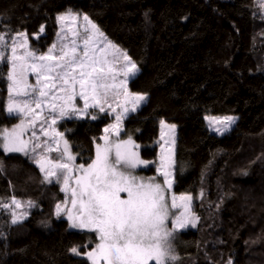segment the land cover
Masks as SVG:
<instances>
[{"label": "trees", "instance_id": "trees-1", "mask_svg": "<svg viewBox=\"0 0 264 264\" xmlns=\"http://www.w3.org/2000/svg\"><path fill=\"white\" fill-rule=\"evenodd\" d=\"M69 11L87 15L139 70L128 89L146 94V100L124 118L121 136L134 139L141 158L156 160L162 120L177 126L173 190L192 196V213L199 219L195 227L178 232L174 250L179 259L173 264H264L261 3L0 0V35L9 42L24 32L31 49L45 52L55 39L57 16ZM8 72V60L0 61V131L19 118L5 109ZM206 115H236L237 121L218 135L207 128ZM48 119H43L45 127ZM108 121L105 115L61 123L78 164L93 160ZM37 160L31 150L26 155L0 147V264H89L70 249L83 254L97 237L69 229L68 193L45 180ZM13 198L27 214L17 224L11 223L12 212L20 214ZM58 204L64 209L59 216Z\"/></svg>", "mask_w": 264, "mask_h": 264}, {"label": "snow or ice", "instance_id": "snow-or-ice-1", "mask_svg": "<svg viewBox=\"0 0 264 264\" xmlns=\"http://www.w3.org/2000/svg\"><path fill=\"white\" fill-rule=\"evenodd\" d=\"M258 2L261 3V7H264V2L261 0ZM67 15L71 16L73 21L77 19L71 11ZM65 19V15L58 17L60 21ZM83 21L86 25L83 33L85 36L91 30L103 37V33L99 32L97 26L92 23L87 15L83 16ZM40 31L43 32V27ZM77 34V32H73V35ZM17 35L24 40L23 43L19 44V47L25 49L24 55H17L16 43H13L11 47V57H5L0 52V61L11 60V71L8 75V79L11 81L7 108L9 113L19 112L25 116L28 113H34L35 118L31 121L32 125L37 119H40L39 113H35L34 109L30 107L28 99L23 101V106L16 101L15 97L21 95L32 98L36 109L41 111L44 102L51 99L53 101L49 105L51 112L58 110L61 118L70 115L82 118L88 113L89 108H99L100 112L105 111L103 103L106 102L109 91L117 87L108 81H115L116 73L106 55L97 57L94 51L90 54V38L84 40L82 54L78 51V45L73 41L71 48L61 47L58 55H52L56 48V45H53L48 54L37 56L34 52L27 51L26 34L18 33ZM91 43L94 44L95 41H91ZM0 44L7 46L3 35H0ZM108 47L115 48L108 42L99 51L103 53ZM29 60L32 63L29 64ZM124 60L126 62L123 69L125 81L121 83L126 88L127 78L134 76L139 70L126 54H124ZM29 72L36 76L35 86L27 83L26 76ZM76 85H79V92L76 91ZM53 90L64 95L53 94L50 96ZM77 96L84 100L83 108L69 107ZM90 98L91 103L89 102ZM145 99L146 94L134 95L132 108H125L123 112L118 114L116 124L106 128L105 133L112 130L118 136L122 117L128 111H135ZM58 100H63L65 103L58 107L55 103ZM113 111L115 110L113 109ZM91 118L97 119L96 116ZM208 119L210 124L219 125L216 127L217 132L225 131L235 121V118L231 116L209 117ZM55 123L56 120L53 119L52 124ZM161 125H164L163 120ZM168 127L174 133L176 126L170 125ZM17 128L21 130L20 134L25 130L23 123L17 125L12 133L5 130L3 143L0 144V147L8 153L23 152L27 155L29 142L20 138V134H17L16 131ZM44 134L48 135L47 132ZM56 135L62 137L63 134L56 133ZM33 136L35 137L34 132ZM103 139L104 145L97 144L96 146L95 159L87 167L81 164L77 169L83 174L76 179L77 186L71 189V203L76 212L74 214L72 210H68V219L72 222L70 226L95 232L99 239L96 247L85 255L92 261V264H100L101 261L103 264H149V261H155V264H173L179 257L172 251L171 239H174V234L177 231L185 229L189 225L195 227L199 219L191 213L192 197L190 195L180 197L173 195L170 206L166 201L165 192L170 190L173 184L172 172L169 170L174 163L173 150L171 148L162 149L160 168L158 169L164 177V186L162 187L159 183L154 182L155 177L148 178L145 182L143 178L125 174L130 170L151 163L142 160L139 153L132 151L129 147L132 145L138 148V145H134L130 139L112 144L107 135ZM64 145V153L60 158L64 159V155H67L69 162L74 161L75 157L69 152L67 141H64ZM37 148H40L39 144H36L31 151L36 152ZM52 150L48 148L46 151L51 152ZM55 151L59 152L60 149L56 148ZM36 163L40 166L41 171L45 172V180L49 182H51L52 177L59 179L58 173L63 175L65 185L63 190H68L70 177L64 173H71L72 168L69 164H53L46 157H41ZM46 164L51 165V167L46 168ZM121 193H126L127 198L122 199ZM12 204L17 209L21 207V203L15 198L12 199ZM3 207L7 208L9 205H3ZM170 209H183V211L179 215H175L170 212ZM63 211L64 209L58 204L56 214L59 216ZM26 215V213L17 214L13 211L11 223H19ZM170 215H174L175 218L171 221L172 228L169 230L166 222ZM70 251L77 255L80 254L77 247L71 248ZM229 264L232 262L229 261Z\"/></svg>", "mask_w": 264, "mask_h": 264}, {"label": "rangeland", "instance_id": "rangeland-1", "mask_svg": "<svg viewBox=\"0 0 264 264\" xmlns=\"http://www.w3.org/2000/svg\"><path fill=\"white\" fill-rule=\"evenodd\" d=\"M67 13L68 12H64V13H61V14H59L57 16L58 26H57V32H56V35H55V39H54L52 44L49 46V48L45 52H36L33 49H31L29 40H28L27 35H26V38H27V51L34 52L35 55L41 56V55L48 54L49 49L52 48L53 45H56V48H55V50L52 53V55L55 56V55L59 54V51H60L61 47L67 46V48H71L73 41H75L76 45H78V51L81 52V54H82V49L84 47V40L90 38V44H89L90 54L94 51L95 55L97 57H100L101 55H106L107 56V59L112 63V66L114 67L115 73H116L115 81L109 80L108 83H110V84L114 83L115 85H117V87L114 90H110L109 91L107 99H106V102L103 103V106L105 108L104 112H100L99 108H89L88 109V113L86 115H84L82 118H85V117L89 116L90 119H92L91 118L92 116H96L97 118H99V117H103V116L106 115V116H108L109 121L104 126L103 132H104V135L108 136V139H109V141L112 144L128 141L130 139L133 142L134 145H137L132 137H122L121 136V133H122V130H123L124 118L126 116H128V114H130L133 111H128L122 117V120L120 122V131H119V135L118 136L112 130H110L108 133H105V131H104L110 125L116 124V116L118 114H120L121 112H123L125 108H127V109H131L132 108V106H133L132 105V98L134 97V95L141 94V93L131 92L128 89L129 80L132 77H134L137 74V72H136V74L134 76H130V77L127 78V80H126V88L124 86H122L121 82L125 81V77H124V74H123V69H124V66H125V63H126L125 60H124V54H126V52L123 49H121L120 47L114 45L111 41H109L104 34H103V37H101L98 33H93L91 30H89L88 35L85 36L83 34L84 33V29L86 27L85 22L83 21V16L84 15L76 13V12H71L72 15L77 17V19L75 21H73L71 16H68ZM60 15H65L66 19L64 21L58 20V17ZM88 27L90 28V26H88ZM62 28H63V31H62ZM74 31L77 32L78 34L77 35H73ZM99 32H101V31L99 30ZM18 33H24V32H18ZM18 33H16L14 35V37L11 39V41H9V42L5 41V44L7 46H4V44H0V52L4 51L6 57H11V55H12L11 47H12L13 43H16V45H17V55H21V56L24 55L25 49L19 47V44L23 43L24 40H23V38L18 37V35H17ZM91 41H95V43L93 44V43H91ZM108 42H110L111 45H114L115 48L108 47V48L105 49V52L101 53L99 51V49L104 47L105 45H107ZM67 48H66V50H67ZM113 57H115V59H113ZM130 60H131V58H130ZM8 62H9V72H8V75H9V73L11 71V60L8 59ZM131 62L134 63L132 60H131ZM28 63L30 64V63H32V61L29 60ZM128 66L130 67V65H128ZM26 79H27V83L29 85H33V86L36 85V76L34 74H32L31 72L27 73ZM10 84H11V81L8 79V95H7V100H6V104H5L6 113L8 115H18L19 118L11 126L3 128L0 131L1 144L3 143V136L5 135V130H7L8 133H12V130L14 128H16L17 125H21L23 123L25 130L23 131L22 134H20L21 130L17 128L16 129L17 134H20V138L22 140H24L25 142H29L28 143V151L31 150L33 147H35L36 144L40 145V148H37V150L35 152L37 154V156H38V160L41 159V157H46V159L51 160L53 162V164H55V163H67V164H69L70 167L72 168L71 173H67V172L64 173V175H68L70 177L69 181H68V190L65 191V192L68 193L67 197H68V200H69L68 207H67V210H66V219H67V222H68V227H69V229H74V230L89 231L87 229L73 228V227L70 226L72 222L69 221V219H68V210H72L74 214L76 212V210L73 209L72 203H71V189H73V188H75L77 186L76 185V179L79 176H81L83 173L80 172V171H77V169L79 168V166L81 164H78L76 162V157L72 153L70 144H69V142L67 140V137H66L65 133L63 131L59 130V126L61 125V123L63 121L69 120L71 118H80V117L79 116H71L70 115V116L61 118L60 115H59V111L58 110L56 112H51V109L49 107V105L51 103H53V101L51 99H49V100L44 102V104L42 105V109L43 110L41 111L40 109H36V105H35L34 102H32V98L24 97L23 95L15 97L16 101L18 103H20L21 106H23V101L25 99H28L30 107L32 109H34L35 113H39L40 119H37L35 124L32 125L31 121L35 118L34 113H28V115L25 116L23 113H19V112L9 113L7 111L8 104H9V86H10ZM76 91L77 92L80 91L79 85H76ZM53 94L54 95H64L63 93L57 92L56 90H53V93H50V96L53 95ZM144 101H142L140 103V105L136 109H138L144 103ZM89 102L90 103L92 102L91 98H90ZM55 103H57V105L59 107L60 105H63L65 103V101L58 100V101H55ZM72 106H74L76 108H83L84 100L81 99L79 96H77L75 98V100L72 102V104L69 105V107H72ZM113 109L115 111H113ZM46 115L49 116V119H48L49 120L48 121L49 124H48L47 127L44 126L45 122L43 121V119H44V117ZM227 116L234 117L235 121H234V123H232L223 132H217L216 131V127H218L219 125L210 124L209 119H208L209 117L223 118V117H227ZM53 119L56 120V123L54 125L52 124V120ZM236 121H237V116L236 115H223V116L206 115L205 116V124H206L207 128L209 129V131H211V132H213L215 134H218V135H222V134L226 133L227 131H229L233 127V125L235 124ZM50 125H51V127H50ZM170 125H175V124L164 121V125L162 126L161 123H160V135H159V139H158L159 143H158V148H157L156 160H145V161H149L151 163H149L147 166H140V167L136 168L135 170H130V171L125 173L126 175H132V176H135L137 178H143L145 182H147L148 178L155 177V181L154 182L155 183H159L163 187L164 186V177L158 171V169L160 168V162H161L160 158H161V155H162V149L166 150V149L171 148L173 150V157L172 158H173L174 163L172 164V166H171V168L169 170L172 172L171 179L174 182V173H175V167H176V164H175V142H176V135H177V126L175 125L176 127H175V130H174V133H173V131L168 127ZM42 129H43V131H42ZM53 129H54V131H53ZM33 132L35 133V137L33 136ZM45 132H47L48 135H45L44 134ZM56 133H61L63 135L61 137V136L56 135ZM173 140H174V144H173ZM64 141H67L68 150L71 153V155L75 157V160L72 161V162H69L67 160V155H64V159L60 158L61 155L64 153V147H65ZM99 145H101V146L104 145V139L99 143ZM96 146H97V144H96ZM96 146H95V156H94L93 160L96 157ZM129 147L131 148L132 151L138 152L139 156H140L139 147L138 148L137 147H133L132 145H129ZM48 148H51L53 150L51 152H48V151H46ZM56 148H59L60 151L59 152L55 151ZM11 153L24 154L23 152H11ZM112 156L114 158V152H113ZM140 158H141V156H140ZM142 160H144V159H142ZM90 163L83 164V165L85 167H87ZM48 167H51V165H47L46 164V168H48ZM150 167L154 168V173L153 174H148L147 173V171L150 169ZM120 170L124 171L123 169H120ZM43 173L45 174L44 171H43ZM58 176H59V179H57L56 177H52L51 181L57 182L61 186V188L64 189V187H65V185H64V176L63 175H59V173H58ZM120 195H121L122 199H126L127 198V194L126 193H121ZM173 195L176 196V197H180L182 195H190V194L175 192L173 190V184H172V188L165 192L166 201L169 204V206L171 205V197ZM177 202L179 203V201H177ZM192 204H193V201L191 200V204H190L191 213H192ZM13 206L15 207V205H13ZM22 207H24L23 203H21V207L20 208L17 209L15 207L16 211L18 213H20V214L22 212V209H21ZM181 211H183V209H170V212L174 213L175 215H179ZM174 218H175L174 215H170L169 220L166 222L167 227H168L169 230L172 228L171 221ZM191 227H193V226L189 225L187 228H191ZM180 231L181 230L177 231L174 234V239H171V241H170L171 246H172V251L174 252L175 255H176V253H175V250H174V243H175L176 236H177L178 232H180ZM95 236L97 237V242H96L95 246L91 250L85 251V253H87L89 251H92L96 247V245L99 243L98 235L96 233H95ZM85 253L79 254V256L85 257L88 260L89 264H92V261L87 258ZM151 263H155V261H149V264H151ZM100 264H103V261H101Z\"/></svg>", "mask_w": 264, "mask_h": 264}]
</instances>
